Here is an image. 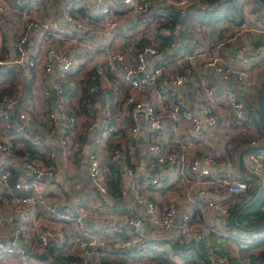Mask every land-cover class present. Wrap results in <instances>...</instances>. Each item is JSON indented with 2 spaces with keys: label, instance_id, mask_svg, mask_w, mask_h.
<instances>
[{
  "label": "built area",
  "instance_id": "obj_1",
  "mask_svg": "<svg viewBox=\"0 0 264 264\" xmlns=\"http://www.w3.org/2000/svg\"><path fill=\"white\" fill-rule=\"evenodd\" d=\"M27 1L0 0V15L20 13L23 27L5 37L0 77L22 71L30 84L12 75L0 87V233L10 232L0 238V264L10 257L32 264L33 237L41 250L53 244L55 253L70 256L69 264L163 255L192 264L190 254L202 264H242L233 239L248 247L264 238V226L232 222L234 198L248 181L233 166L238 153L232 159L223 150L247 124L257 126L252 104L264 83V48L237 46L239 64L225 48L245 28L261 31L264 43V25L222 19L215 35L210 25L194 26L187 38L194 43L175 50L164 44L171 10L199 0H66L63 19L29 10ZM92 2L97 11L87 9ZM32 32L37 38L29 45ZM209 72L244 85L250 97L208 79ZM85 79L91 96L82 98ZM262 138L251 143L264 144ZM244 159L245 170L260 174L264 147ZM113 177L119 195L110 189ZM41 217L67 226H43ZM176 241L188 250L179 251Z\"/></svg>",
  "mask_w": 264,
  "mask_h": 264
},
{
  "label": "crops",
  "instance_id": "obj_2",
  "mask_svg": "<svg viewBox=\"0 0 264 264\" xmlns=\"http://www.w3.org/2000/svg\"><path fill=\"white\" fill-rule=\"evenodd\" d=\"M65 1L66 0H51V2L49 4V3H46L45 0H28L26 2V6L29 10L38 11V12L45 10V12L49 16H57V17L63 19L62 5ZM236 2L238 3V5L243 7V10L245 12V15L242 18L243 21L247 22L249 25H252V26L264 25V14L259 15V13H258V11H260V12L264 11V5H263L264 3L262 4V2L260 0H236ZM47 5H48V7H46ZM89 8H91V9H89ZM98 8H99L98 5H96V3L92 2V5L90 4L87 9H89V11H93V10L97 11ZM20 16H21L20 13L15 12V11H13L12 15H4V14L0 15V53L2 51V44L5 40V37L9 36L10 29H12L13 27L15 29H23V27L20 26L21 25ZM218 24L219 23H217V25H215V26L210 25L211 26V32L210 33L212 35L217 34L218 27H219ZM233 24L235 26L240 25L237 23H233ZM74 29H75V26H74ZM82 31L83 30H80V32H82ZM89 34L93 35L94 41L100 40V38L97 37L96 35H94L90 32H89ZM30 36H31L30 40L28 41L29 45H31L34 42V40H36V38H37L33 32L31 33ZM262 41H263V34L261 31H258L254 28H245V29L240 31V33L237 36L236 41L225 48V53L227 55L233 56V58H234L233 62L239 64V63H241V59H242L243 54L240 51H238L237 49L235 50V48L239 45H242V44H248L252 52H258V51H261L262 48H264V43H262ZM193 43H194L193 40L192 41L187 40V43L184 45L185 47L182 49L189 48ZM4 52H5V48L3 45V53ZM259 59L264 60V54H262V57L261 58L259 57ZM20 71H21V69L19 70V72ZM21 72H20V75H19V73L17 74L16 81L19 80L18 82L25 83V80L21 77ZM10 76L6 75V78L4 79V82H3L5 85L11 84V81L9 82ZM205 76L208 79L216 82L217 84L219 83L220 85L229 83L226 81H222L218 74H215L212 72L205 73ZM18 82H17V84H18ZM230 84L232 86L234 85L235 88L238 89V92L242 96H244L246 98L250 97L251 91H250V89L246 88L244 85H237L234 83H230ZM26 85H30V84L28 82H26L25 86ZM33 87L34 86L27 87L28 91L31 94H34ZM187 95H189L190 97L193 96L191 91L187 92ZM258 102H259V97H258V100L256 97L255 103L252 104V113H253V119L254 120H255V115H257L255 107L258 104ZM253 132H256L257 135L256 136L249 135L250 133H253ZM248 136H250L251 138H248ZM255 137L262 138L260 136L259 127L256 126L255 128H251L247 124L246 127L239 134H237V136L234 138L235 140H233L232 147L231 148L226 147V150H223V155L233 159L234 157H236L237 153H238L237 156L239 155L242 148H244L248 145H258V144H252L251 143V139L255 138ZM261 140H264V139L262 138ZM84 144H85V150L87 151L88 144L86 141ZM84 162L86 163V158L83 160L82 164ZM233 166L235 168L237 166V168H238L239 163L233 162ZM81 168L83 171L85 170L84 164ZM245 172H246L245 175L249 174L248 176L252 180L255 179L254 177H257L259 179V182L256 180L255 183H257V185L254 183V185H256V188L252 194H250V191L248 189L243 193L237 194L234 198V207H236V205L237 206L239 205L237 210L238 209L240 210V208L243 206L242 203H245V205L247 204L245 208L248 210V212L252 211V213H250V215L246 218V221L258 223V222H260L259 220H261L262 224H263L264 223V216H263V214H264V207H263V203H264V165H263L262 172L260 174L250 172L248 169ZM87 190H89L88 187H87ZM6 210H10L9 207H7ZM0 212H3V209L0 208ZM14 220H15V217L13 216L12 221H14ZM39 221L43 224V226H51V227H55V228H58L61 226H64V227L67 226L66 224L64 225L60 221H56V220H52V219H46L44 217H41L39 219ZM9 236H10V232H8V229L5 227L3 229V233H0V238H7ZM36 242H38L37 238L33 237L32 244L29 248L30 252L32 254H34V256H35V259L33 260L32 264H55L54 262H50L48 260V258L39 255V254L43 253L44 255H47L49 257H53V253H55L54 252V245L51 244L48 247V249L41 250L40 247H37ZM194 258L196 259V257H194ZM8 261L10 264H21V263H18V261H16V259L13 257H10ZM199 264H202L200 262V260H199Z\"/></svg>",
  "mask_w": 264,
  "mask_h": 264
},
{
  "label": "trees",
  "instance_id": "obj_3",
  "mask_svg": "<svg viewBox=\"0 0 264 264\" xmlns=\"http://www.w3.org/2000/svg\"><path fill=\"white\" fill-rule=\"evenodd\" d=\"M261 2L263 3V1ZM244 15H245V12L243 10V7L238 5L236 0H199L196 4L188 8H185V9L180 10V9L172 8L171 17L168 19V23H167L168 33L166 35V40L164 41V44L167 41L171 42L175 50H180L185 47L184 45L187 43V38L190 37L189 28L197 26V25L215 26L222 19H226L227 21L231 23L239 24L243 22L242 18ZM162 47H163V44H162ZM91 84L92 83L88 81L87 79H85V81L83 82L82 95H81L82 98L91 96V93L89 92ZM93 91L94 93L95 92L97 93L98 89L94 88ZM80 102H81V108L89 109V105L87 104V102L82 103V100H80ZM255 110L257 114L255 115V121H256L257 126L259 127L260 136L262 137L264 136V129L259 119L258 104L256 105ZM249 135L256 136L257 134L256 132H253V133H250ZM248 138H251V137L248 136ZM26 146L31 149L32 153H35V151L38 149V147H36L29 140H26ZM114 166L118 168V165H114ZM11 169L13 172V175L11 177L12 179H15L17 172L13 167ZM245 177L248 181V190H249L250 189L249 184L251 183L252 179L249 178L247 174ZM254 178L259 182V179L257 177H254ZM109 182H110L109 183L110 189L113 193H115L116 195H119L122 193V188L120 186V183L117 177H113L112 179H110ZM242 204L243 206L240 208V210L239 209L237 210L239 205L238 206L236 205V207H234L232 211V222L234 224H237L242 227L249 228V229L264 226V223L262 224L261 220H259L260 222L258 223L246 221V218L250 215V213H252V211L248 212V210L245 208L247 204L246 205L245 203H242ZM175 246L179 251H184L187 248H189V245L182 241H176ZM250 247L254 248V251L252 252L250 256L251 261H253L255 264H264V238L258 241H255V242L253 241L250 244ZM39 255L48 258L50 262H54L55 264H69L70 262V256H66L61 253H53V257H49L47 255H44L43 253ZM193 259H195L193 254H190L188 256V260L193 261ZM167 260L169 259L163 255L162 257H159V256L156 257L155 262H157L156 264H166V262L168 264H173L170 260L169 261ZM109 263L110 264H134L127 260L110 261L107 259H103L102 262L98 264H109Z\"/></svg>",
  "mask_w": 264,
  "mask_h": 264
},
{
  "label": "rangeland",
  "instance_id": "obj_4",
  "mask_svg": "<svg viewBox=\"0 0 264 264\" xmlns=\"http://www.w3.org/2000/svg\"><path fill=\"white\" fill-rule=\"evenodd\" d=\"M263 4V3H262ZM264 5V4H263ZM258 13H259V15L261 14V15H263L264 14V11L262 12H260V11H258ZM197 26H200V25H197ZM7 76H10L9 77V82L10 81H13L14 80V78L12 77V75H17V71H11V72H8L7 74H6ZM6 75H2L1 77H0V87H1V83L2 82H4V79L6 78ZM118 80V79H117ZM4 84V83H3ZM3 84H2V86H3ZM247 175H249V174H247ZM249 177V176H248ZM256 182V179H254V180H252L251 181V183L249 184V187H250V189H249V191H250V194H252L254 191H255V188H256V185H257V183H255ZM254 183L256 184V185H254ZM254 186H255V188H254ZM254 188V189H253ZM252 189V190H251ZM259 197V196H258ZM243 199V198H242ZM213 240H215V238H213ZM233 242H235L237 245H238V249H239V251H240V253H241V255H240V257H239V259L241 260V263L242 264H255L253 261H251V259H250V256H251V254H252V252L254 251V248L253 247H250V246H248V247H243V246H241L240 245V243H242V241L241 240H239V239H233ZM223 243H225V244H227L228 243V240H226V239H224V241H223ZM36 244H37V247H39V244H38V242H36ZM263 247V246H262ZM261 247V248H262ZM256 252H257V250H256ZM159 255H161V254H159ZM163 259V258H162ZM167 261H169V260H167ZM129 262H131V261H129ZM133 262H134V264H156L157 262H155V259H152V258H148V257H146V258H140V259H133ZM132 262V263H133ZM164 262H166V261H164ZM198 264L199 263V260L198 259H193V264ZM110 264V263H109ZM166 264H168L167 262H166Z\"/></svg>",
  "mask_w": 264,
  "mask_h": 264
},
{
  "label": "water",
  "instance_id": "obj_5",
  "mask_svg": "<svg viewBox=\"0 0 264 264\" xmlns=\"http://www.w3.org/2000/svg\"><path fill=\"white\" fill-rule=\"evenodd\" d=\"M264 3V0H261ZM228 85H230V83H228ZM258 113H259V119H260V123L264 129V83L261 87L260 90V94H259V102H258ZM264 147V144H258V145H248L244 148H242V150L239 153V167L240 170L242 171H246V165H245V159H244V153L248 150L251 149H256V148H262ZM23 170H26L24 168H22ZM110 199V198H109ZM11 239L15 240L16 242L25 245V243L22 241V239L20 237H15L12 236Z\"/></svg>",
  "mask_w": 264,
  "mask_h": 264
}]
</instances>
